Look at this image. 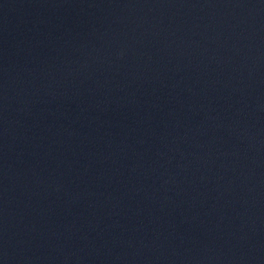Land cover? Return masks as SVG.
<instances>
[{
	"label": "water",
	"instance_id": "water-1",
	"mask_svg": "<svg viewBox=\"0 0 264 264\" xmlns=\"http://www.w3.org/2000/svg\"><path fill=\"white\" fill-rule=\"evenodd\" d=\"M0 264H264V0H0Z\"/></svg>",
	"mask_w": 264,
	"mask_h": 264
}]
</instances>
